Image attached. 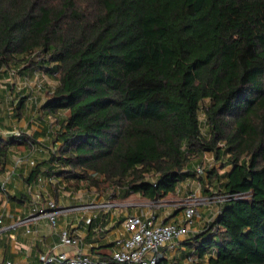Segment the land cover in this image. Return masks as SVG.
Segmentation results:
<instances>
[{
  "label": "trees",
  "instance_id": "1",
  "mask_svg": "<svg viewBox=\"0 0 264 264\" xmlns=\"http://www.w3.org/2000/svg\"><path fill=\"white\" fill-rule=\"evenodd\" d=\"M12 65L56 78L41 110L66 112L27 184L53 164L120 201L220 183L232 198L185 244L203 263L264 264V0H0V69ZM8 138L0 174L12 147L36 144ZM203 153L230 171L197 176Z\"/></svg>",
  "mask_w": 264,
  "mask_h": 264
},
{
  "label": "crops",
  "instance_id": "2",
  "mask_svg": "<svg viewBox=\"0 0 264 264\" xmlns=\"http://www.w3.org/2000/svg\"><path fill=\"white\" fill-rule=\"evenodd\" d=\"M29 73L30 71L21 72L23 76L29 75ZM48 99L49 97L46 98V100ZM45 101H43L42 105ZM27 106L28 99L20 101L18 104L17 111L23 114V117H25ZM62 112L65 113V111H59L51 114L42 110L45 116H52L58 122L65 117V114L63 116ZM41 128L37 129L40 133H33V139L36 142L42 141L43 143H36L34 146L18 145L10 149L5 172L0 174V186L4 184V190H0L1 225L7 226L30 216L34 207H43L47 201H53L57 207L64 209V212L58 217L56 227H52L46 217H41L35 225L21 226L15 230L2 233L0 235V255L3 260L11 261L13 264H35L38 256L43 253L51 251L74 253L76 249L60 244L58 233L63 229L68 230L74 237L81 241L79 247L81 252L101 258L104 255H108L109 257L112 251L113 241L117 237L126 234L124 221L126 217L131 215H142L143 217L154 216L156 223L159 224L178 223L186 225V219L183 213L176 212V209L173 207V198L178 196L182 199L189 192H192L194 190V182L195 180L197 181L196 178H189L178 183L175 191L169 193L162 199L163 202H167L162 207L156 208L149 206L148 203H142V201L137 202L139 199L138 196L140 195L133 194L122 201L125 204L123 207L110 211H104L98 208L89 210L79 209L81 206L89 205L92 202L85 200L79 189L75 191L64 190L62 184L67 181L53 174L58 170L55 164L50 168L49 166H43L36 180L27 184L26 180L35 166L49 160L50 156L54 154V150L56 148L58 150L61 145V143L55 141L54 143L58 146L55 147L53 141H50V130L47 125ZM1 138L4 139L3 137ZM211 155L214 157L212 153H203L196 156L191 161V169L195 170L199 164H213L215 167L216 164H224L223 160L217 161L215 157L213 162H202L204 158L206 159L207 156ZM18 159H22L21 164H17ZM30 161H33L34 165H30ZM230 169L224 173L229 172ZM205 176L206 173L202 175L203 178ZM224 181L222 180L221 182ZM67 184L69 183L67 182ZM7 196L17 197L18 199L24 197V201L23 203L20 200L11 201ZM102 202H105V200L100 203ZM216 209V206H211L206 208L202 213L209 217L206 224L214 219ZM93 215L96 218L93 219L91 224L87 225L85 220ZM197 217L190 224H187V234L173 242V248H164L168 260L180 263L188 254L192 253L185 243L203 231L204 226H206L203 223L201 224ZM29 228L32 229L31 233L26 232ZM100 247L105 248L98 250Z\"/></svg>",
  "mask_w": 264,
  "mask_h": 264
},
{
  "label": "built area",
  "instance_id": "3",
  "mask_svg": "<svg viewBox=\"0 0 264 264\" xmlns=\"http://www.w3.org/2000/svg\"><path fill=\"white\" fill-rule=\"evenodd\" d=\"M21 133H14L13 136L20 137ZM22 159L17 160V164H21ZM34 165L33 161L29 162ZM215 168L213 164H199L195 168L197 176H202L208 169ZM0 190H4V184L0 186ZM230 194L218 195H196L189 194L180 199V208L186 225L178 223H156L154 216L143 217L142 215H131L126 217L124 221L125 235L117 237L112 243V251L109 259L115 264H207L203 263L193 253L188 254L184 260L177 263L168 260L164 248H173V242L181 237H184L187 232V224L198 216L199 210L205 207L216 206L215 215H218L223 202L230 200ZM118 202V201H117ZM149 206L156 208L162 207L167 202L162 199L149 201ZM125 204L121 201L107 200L102 203L89 204L81 206L79 209H102L110 211L116 208L123 207ZM176 204H173V207ZM64 212V209L57 207L53 201H47L43 207H34L30 216L22 218L10 225L2 226L0 219V235L4 232L15 230L21 226L35 225L41 217H46L52 227H56L58 217ZM96 217L93 215L85 220L87 225L91 224ZM215 229H213L214 231ZM27 233H31L32 229H27ZM60 244L66 247L76 249L74 253L65 251H51L38 256L35 264H109L108 261L101 257L85 254L80 251L81 241L74 237L68 230H60L58 233ZM0 264H13L11 261L3 260L0 255Z\"/></svg>",
  "mask_w": 264,
  "mask_h": 264
},
{
  "label": "rangeland",
  "instance_id": "4",
  "mask_svg": "<svg viewBox=\"0 0 264 264\" xmlns=\"http://www.w3.org/2000/svg\"><path fill=\"white\" fill-rule=\"evenodd\" d=\"M22 68L23 66L18 68L12 65L10 67L0 69V137H3L6 140L16 132L24 133L33 137V133H40L37 129H42V126L47 125L50 130V141H53L55 147H58L54 142L57 137L56 133L59 131V122L52 116H45L41 110L43 101L51 95L52 91L58 84V81L56 78H50L45 71L38 67H35V70H30L29 75L23 76L20 72ZM26 99H28V106L25 110V117H23V114L17 111V107L20 100L24 101ZM64 114L66 115V112H62L63 116ZM198 118L201 132L206 135L207 124L203 110L199 111ZM35 143L40 144L43 142L38 141ZM54 151V153H56L57 148ZM213 160L214 157L211 155L207 156L206 159L204 158L202 162H213ZM223 163V165H225V159L223 160ZM223 165L219 163L216 164L217 168L215 167L220 176L231 168L230 165H226V167H223ZM62 187H64V190L66 191L81 190V195H83L84 199L88 202H92L93 204L100 203L103 200H112L115 201V203L121 202L117 198L119 191L113 187H103V189H97L93 186H87L86 183H79L76 188L74 184H67V182L63 183ZM193 193L196 195H218L222 194V188L220 183H215V185L205 183V186L201 187L195 180L194 190L189 192L187 195ZM138 198L137 202L142 201V203L150 204L148 200L142 198L141 196H138ZM180 198L181 197L178 196L173 198V204H176V206H174L176 212H182V209L180 208ZM206 208L209 207L200 209L197 217L199 222L205 225H207L206 221L209 217L202 213L206 210Z\"/></svg>",
  "mask_w": 264,
  "mask_h": 264
}]
</instances>
